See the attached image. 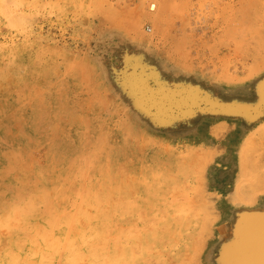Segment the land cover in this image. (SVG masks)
<instances>
[{
    "label": "rangeland",
    "instance_id": "rangeland-1",
    "mask_svg": "<svg viewBox=\"0 0 264 264\" xmlns=\"http://www.w3.org/2000/svg\"><path fill=\"white\" fill-rule=\"evenodd\" d=\"M162 1L0 0V264H237L264 221V0Z\"/></svg>",
    "mask_w": 264,
    "mask_h": 264
},
{
    "label": "water",
    "instance_id": "water-1",
    "mask_svg": "<svg viewBox=\"0 0 264 264\" xmlns=\"http://www.w3.org/2000/svg\"><path fill=\"white\" fill-rule=\"evenodd\" d=\"M251 225L235 248L237 264H260L261 248H264V221Z\"/></svg>",
    "mask_w": 264,
    "mask_h": 264
},
{
    "label": "bare ground",
    "instance_id": "bare-ground-1",
    "mask_svg": "<svg viewBox=\"0 0 264 264\" xmlns=\"http://www.w3.org/2000/svg\"><path fill=\"white\" fill-rule=\"evenodd\" d=\"M160 1H162V0H160ZM163 1H164V0H163ZM163 1L160 2V3H162V4H161V7L163 6L162 8H163V10L165 11L166 8H167V6H168V8H170L171 5H170V6L167 5L168 3L166 2V0H165L164 2H163ZM169 3L171 4V2H169ZM149 7H150V9L153 11V10L156 9V4L151 3ZM155 13H157V12H155ZM146 14H147V13H146ZM146 14H145V15H146ZM150 14H151V13H150ZM150 14H149V16H150ZM152 14L154 15V17H155L157 20L160 21V18H161L162 13H157V16L154 14V12H153ZM152 14H151V15H152ZM145 15H144V16H145ZM153 15H152V18L154 19ZM262 15H263V14H262ZM146 16H147V15H146ZM260 16H261V15H260ZM261 17H264V16H261ZM150 18H151V17H150ZM234 18H235V17H234ZM237 19H238V18H237ZM242 20H243V19H242ZM242 20H240V21H242ZM248 21H249V20H248ZM233 22H234V21H233ZM230 23H231V22H230ZM238 23H239V21L237 22V24H238ZM242 23H243V21L240 23L241 26H242ZM134 24H135V23H134ZM137 24H138V23H137ZM234 24L236 25L235 22H234L233 24H231V25H234ZM243 24H244V23H243ZM231 25H230V26H231ZM235 25H234V26H235ZM247 25H248V24H247ZM247 25H246V26H247ZM226 26H227V25H226ZM237 26L239 27V25H237ZM237 26H236V27H237ZM241 26H240V27H241ZM227 27H228V26H227ZM232 27H233V26H232ZM250 27H251V26H250ZM250 27L248 26V28H245V29H246V30L248 29L247 31H249V30H250V29H249ZM256 27H257V26H256ZM229 28H230V27H229ZM233 29H234V28H233ZM236 29H237V28H236ZM240 29H241V28H240ZM240 29H237V30L234 29V30H235L236 32L238 31L237 34H239V33H240V32H239ZM253 29L255 30L256 28H253ZM258 29H259V27H257V31H258ZM164 30H165V29H164ZM228 30H229V29H228ZM228 30H227V31H228ZM234 30H233V31H234ZM246 30H245V32H246ZM235 31H234V32H235ZM243 31H244V30H243ZM257 31H253V32L256 34ZM225 32H226V31H225ZM225 32H223V33H225ZM234 32H233V33H234ZM245 32H241V33H244V34H245ZM249 32H250V31H249ZM227 33H229V34H227ZM233 33L231 32V34H230L229 31L226 32L227 35H232ZM244 34H242V36H244ZM224 35H225V34H224ZM251 35H252V33H251ZM257 35L259 36V38H262V37H260L261 34H258V33H257ZM236 36H237V35H236ZM240 36H241V35H240ZM227 37H228V36H227ZM229 37H232V36H229ZM234 37H235V36H234ZM238 38L240 39V37H238ZM245 38H246V37H245ZM245 38L243 37V39H245ZM236 39H237V38H236ZM263 39H264V38H263ZM240 41H241V40H240ZM260 41H261V40H260ZM263 44H264V43H263ZM262 47H263V46H262ZM260 48H261V47H260ZM262 49H263V48H262ZM0 80H1V79H0ZM86 121H87V120H86ZM98 126H99V125H98ZM82 136H83V135H82ZM98 136H99V134H98ZM96 137H97V136H96ZM87 141H88V139H87ZM95 141H96V140H95ZM258 159H259V158H258ZM85 175H86V174H85ZM83 178H84V177H83ZM14 186H15V185H14ZM4 191H5V190H4ZM40 191H41V190H40ZM6 192H7V191H6ZM15 193H16V192H15ZM15 193H14V194H15ZM17 193L19 194V192H17ZM41 193H42V192H41ZM29 195H31V194H29ZM22 196H23V195H22ZM41 197H42V196H41ZM41 197H40V198H41ZM40 198H38V199H40ZM41 199H42V198H41ZM248 199H250V198H248ZM29 200H31V199H29ZM46 200H47V198H46ZM31 201H32V200H31ZM42 201H43V200H42ZM48 201H49V200H48ZM45 202H46V201H45ZM23 203H24V202H23ZM23 203H22V204H23ZM32 203H34V202H32ZM38 203H39V202H38ZM42 203H43V202H42ZM247 203H248V202H247ZM22 204H21V205H22ZM24 204H25V203H24ZM24 204H23L22 206H24ZM40 204H41V203H40ZM40 204H39V205H40ZM46 204H47V203H46ZM57 204H58V203H57ZM34 205H35V204H34ZM16 206H17V205H16ZM16 206H14V207H16ZM35 206H36V205H35ZM43 206H44V205H43ZM50 206H51V205H50ZM50 206H49V207H50ZM18 207H19V206H18ZM32 207H33V205H32ZM45 207H47V206H44V208H45ZM25 208H26V207H25ZM28 208H29V207H28ZM36 209H38V207H37ZM39 209L42 210V208H39ZM49 209H50V208H49ZM122 209H123V208H122ZM209 209H210V208H209ZM20 210H21V209H19L18 212H19ZM22 210H23V209H22ZM27 210H28V209H27ZM52 210H53V209H52ZM16 211H17V210H16ZM29 211H30V209H29ZM37 211H38V210H37ZM209 211H210V210H209ZM33 212H34V211L30 212V215H31ZM120 212H121V211H120ZM28 213H29V212H28ZM50 213H51V212H50ZM18 214H19V213H18ZM113 214H114V213H113ZM118 217H119V216H118ZM50 218H51V217H50ZM22 219H23V218H22ZM71 219H72V218H71ZM18 220H19V219H18ZM53 220H54V219H53ZM70 221H71V220H70ZM31 224L33 225V223H31ZM248 224H249V221H248ZM70 225H71V223H69V226H70ZM29 226H30V225H29ZM36 226H37V225H36ZM46 226H47V225H46ZM69 226H68V228H69ZM71 226H72V225H71ZM70 228H71V227H70ZM110 229H111V228H110ZM244 229H245V228H244ZM247 229H248V228H247ZM67 230H68V229H67ZM241 231H242V230H240V233H241ZM244 232H245V231H244ZM240 233H239V234H240ZM21 234H22V233H21ZM38 235H39V234H38ZM42 235H43V234H42ZM237 235H238V234H237ZM65 236H67V235H65ZM239 237H240V236H238V238H239ZM94 238H95V237H94ZM238 238H237V239H238ZM241 238H242V236H241ZM30 239H31V238H30ZM64 239H65V238H64ZM98 239H99V238H98ZM242 239H243V238H242ZM239 240H240V239H239ZM239 240H238V241H239ZM110 241H111V240H110ZM103 242H104V241H103ZM108 244H109V243H108ZM102 245H103V244H102ZM91 246H92V245H91ZM100 246H101V245H100ZM82 247H83V246H82ZM93 247H94V246H93ZM107 247H108V246H107ZM62 249H63V248H62ZM103 249H104V248H103ZM261 249H262V253L260 254V260H259V261H260V264H264V248L262 247ZM4 250H5V249H4ZM6 250H7V249H6ZM14 250H15V249H14ZM76 250H77V249H76ZM78 250H79V249H78ZM63 251H64V250H63ZM85 251H86V250H85ZM103 251H104V250H103ZM25 252H26V251H25ZM61 252H62V251L60 250L59 255H61ZM76 252H77V251H76ZM80 252H81V251H80ZM89 252H92V250L89 251ZM101 252H102V251H101ZM101 252H100V253H101ZM14 253H15V252H14ZM77 253H78V252H77ZM96 253H97V252H96ZM42 254H43V253H42ZM98 254H99V253H98ZM15 255H17V254L15 253ZM89 255H91V254H89ZM104 255H105V254H103V256H104ZM10 256H11V255H10ZM97 256H98V255H97ZM97 256H95V257L97 258ZM103 256H100V255H99L98 257H101V258H102ZM6 257H8V256H6ZM16 257H17V256H16ZM44 257H45V256H44ZM73 257H74V256H73ZM105 257H106V256H105ZM34 258H35V257H34ZM58 258H59V257H58ZM89 258L92 259L93 257H89ZM89 258H88V259H89ZM101 258H100V259H101ZM11 259H12V258H11ZM13 259H14V258H13ZM32 259H33V258H32ZM59 259H60V258H59ZM97 259H98V258H97ZM97 259H96V260H97ZM100 259H99V260H100ZM261 259H262V260H261ZM56 260L58 261V259H56ZM72 260H73V259H72ZM105 260H106V259H105ZM105 260L103 259V261H105ZM110 260H111V259H110ZM114 260H115V259H114ZM1 261H2V260H1ZM26 261H27V260H26ZM69 261H71V260H69ZM35 262H36V261H35ZM74 262H75V261H74ZM95 262H96V261H95ZM2 263H3V262H2ZM38 263H39V262H38ZM32 264H33V263H32ZM57 264H58V262H57ZM71 264H72V263H71ZM95 264H96V263H95ZM102 264H103V263H102ZM104 264H107V263H104Z\"/></svg>",
    "mask_w": 264,
    "mask_h": 264
}]
</instances>
